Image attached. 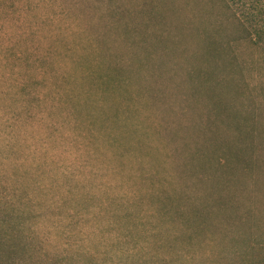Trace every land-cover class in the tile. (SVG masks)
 <instances>
[{
  "label": "rangeland",
  "instance_id": "rangeland-1",
  "mask_svg": "<svg viewBox=\"0 0 264 264\" xmlns=\"http://www.w3.org/2000/svg\"><path fill=\"white\" fill-rule=\"evenodd\" d=\"M195 1L0 0L3 256L264 264V61L232 38L197 81L206 34L180 20ZM202 1L199 29L241 37ZM109 53L130 76L107 83ZM232 111L255 133L241 154Z\"/></svg>",
  "mask_w": 264,
  "mask_h": 264
},
{
  "label": "trees",
  "instance_id": "trees-1",
  "mask_svg": "<svg viewBox=\"0 0 264 264\" xmlns=\"http://www.w3.org/2000/svg\"><path fill=\"white\" fill-rule=\"evenodd\" d=\"M211 1L206 0L205 4H210ZM214 3L226 9V11L228 12V18L236 24V27L242 34L241 37H229V35H227L226 39L223 37V43H222L220 39L217 38L216 34L207 33L205 30L199 29L198 24L196 23L204 19V11H205L204 1L202 0L195 1V7L192 12L185 11L186 16L184 17L181 16L180 20L183 23L182 28H184V26L185 27L188 26L187 22H190L189 27L192 26L193 30H195L197 33L203 31L206 34L205 36L206 42L205 45L202 47L203 53L201 54V56L200 55L199 56L201 57V62L206 63L207 66L198 67L199 70L193 73L197 81L203 83H205V81H207V79H210L211 77V74L207 69V67H209L210 62L214 61L216 56H220L223 53V49L225 50V47H228V45L231 43L230 41H232V38L233 39L241 38L248 41L253 47H255L257 51L260 52L259 58L262 61H264V0H214ZM184 5L187 6L188 3L184 1ZM169 21L166 22L168 24H171V20ZM175 28L177 30L180 29V25H176ZM106 57L110 58V60L114 62L112 63V65H109L108 69H106L107 71L104 72V76L107 79V83L114 82L115 75H117L118 72H120V75L123 76L124 74L126 76L131 75L132 71H128L127 69L128 66L126 68L125 67L126 65L122 64V57L115 58L112 57L110 53L107 54ZM230 60L235 61V56H231ZM231 63L228 64L229 69H231L232 67ZM97 72L98 70L94 71V73ZM100 78H104L103 75H101ZM232 115L233 117L235 116L240 117V112L234 113L232 111ZM236 119L238 121V123H236V126L238 128V135L237 137H235L234 149L236 150L235 153L241 154L243 153L244 149H246L247 147L249 148L251 146V142H249V138H252L253 141V137L255 136V133L252 132L253 130L252 125L247 124L248 114H243L239 119L237 117ZM246 127H248L249 130H246ZM240 158H243V155ZM232 181L234 182V178L229 175V180L227 182L229 183ZM162 204L164 205L163 208L167 207L168 205L172 208V205L168 201H165V203ZM193 211L196 214V211L194 209ZM180 212L181 211L177 209L176 213L180 214ZM200 212L201 210L199 209L198 213L200 214ZM174 234L175 233L168 234V236H170L168 238H173V239L177 238V235L175 236ZM251 246L263 247L264 245L259 241H255V243L252 244ZM3 255H4L3 251L0 248V264H15V260L10 258L9 255L7 256H3ZM258 263L259 262L253 261V263L250 262L248 264H258Z\"/></svg>",
  "mask_w": 264,
  "mask_h": 264
}]
</instances>
